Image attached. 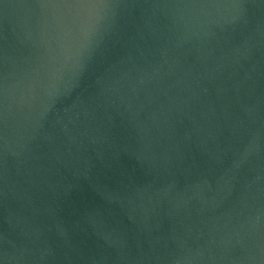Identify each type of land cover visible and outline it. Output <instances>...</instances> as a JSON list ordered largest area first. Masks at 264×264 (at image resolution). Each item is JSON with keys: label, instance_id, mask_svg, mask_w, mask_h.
<instances>
[{"label": "water", "instance_id": "obj_1", "mask_svg": "<svg viewBox=\"0 0 264 264\" xmlns=\"http://www.w3.org/2000/svg\"><path fill=\"white\" fill-rule=\"evenodd\" d=\"M0 264H264V0H0Z\"/></svg>", "mask_w": 264, "mask_h": 264}]
</instances>
